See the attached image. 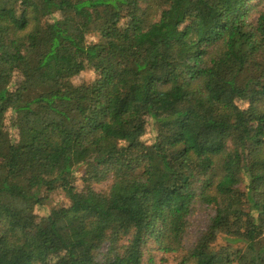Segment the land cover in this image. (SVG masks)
Returning <instances> with one entry per match:
<instances>
[{"label": "trees", "instance_id": "16d2710c", "mask_svg": "<svg viewBox=\"0 0 264 264\" xmlns=\"http://www.w3.org/2000/svg\"><path fill=\"white\" fill-rule=\"evenodd\" d=\"M148 119L165 135L146 145ZM0 157V264L178 253L196 202L214 216L177 264H264V0H0ZM68 163L108 191L78 192ZM55 190L69 205L37 221Z\"/></svg>", "mask_w": 264, "mask_h": 264}, {"label": "rangeland", "instance_id": "374dc122", "mask_svg": "<svg viewBox=\"0 0 264 264\" xmlns=\"http://www.w3.org/2000/svg\"><path fill=\"white\" fill-rule=\"evenodd\" d=\"M57 18L58 15H55ZM100 41V37L97 33H89L82 40H76L77 44H95ZM95 79V74L91 69H85L79 75L73 77L71 79V83L75 86L81 84H89L93 82ZM16 82V79L13 80ZM241 88L245 89L246 92H250L253 88V83L249 84H241ZM237 105L240 108H246L247 102L243 100H236ZM10 114L7 115L6 128L8 130V134L11 138H15V131L10 128ZM165 135V130L157 126V123L148 119L145 129V134L142 137V140L146 143V145L151 144L156 138ZM228 148L231 149V145L228 144ZM3 165V162L0 157V167ZM68 170L70 171L69 178L72 181L74 187L78 192L83 191L84 187L89 186L90 189L97 193H105L108 191L111 185V178H109L102 182H92V183H84V167L83 166H72L68 163ZM243 186H241L242 188ZM47 199H45L43 206L34 207L33 214L39 221L41 218H46L51 216L53 220H57V210L60 207H66L69 205V201L64 196V194L60 190H55L52 193L46 195ZM245 211L247 209H244ZM214 216V208L211 206H207L205 204L196 202L193 204L191 208V212L187 217V227L185 231V235L182 240V249L178 253L170 254V253H162L157 250V246L152 239L146 241V244L142 248V264H177L178 261L187 254L199 238L206 232L211 218ZM225 235L223 233H217L214 242H212L209 246L214 252L220 253L222 255L228 256L230 259L235 258L236 250L240 252L238 256L246 251V247L244 243L232 244L230 248H228V243L225 241ZM129 241V236L124 237L123 239L117 241L113 244L115 253H122L124 251V247L127 245ZM108 244H102L101 247L95 253V259L100 261L107 258L110 255L107 254ZM112 255V254H111Z\"/></svg>", "mask_w": 264, "mask_h": 264}]
</instances>
